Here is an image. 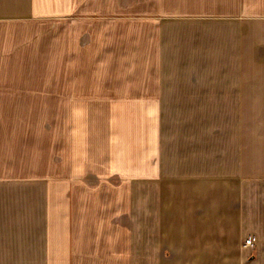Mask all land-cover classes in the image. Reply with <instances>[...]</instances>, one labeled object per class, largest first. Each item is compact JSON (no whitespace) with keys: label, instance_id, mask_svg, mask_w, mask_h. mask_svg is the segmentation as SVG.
Wrapping results in <instances>:
<instances>
[{"label":"crops","instance_id":"obj_1","mask_svg":"<svg viewBox=\"0 0 264 264\" xmlns=\"http://www.w3.org/2000/svg\"><path fill=\"white\" fill-rule=\"evenodd\" d=\"M109 3L0 0V264H264V0Z\"/></svg>","mask_w":264,"mask_h":264},{"label":"rangeland","instance_id":"obj_2","mask_svg":"<svg viewBox=\"0 0 264 264\" xmlns=\"http://www.w3.org/2000/svg\"><path fill=\"white\" fill-rule=\"evenodd\" d=\"M117 1L118 0H110L109 5L111 6V10L114 6H117ZM161 7L162 9H164V7H169L176 13L183 8L185 11H189V9L193 8L196 10H207V12H212L213 0H119L118 5V8L121 9L125 15L135 14L138 17L147 16L151 13V10ZM9 49L14 50L12 46H10ZM48 51H46L47 57L50 55V52L48 53ZM23 113L26 115L25 119L27 124L23 122L17 126V123L11 127L13 135L12 141L17 147H19L17 148V151H20V147L22 146L25 152V157L28 158L30 162L35 161L37 155L44 154L46 150V148H38L40 140L37 139V136L41 133L44 127L40 125L41 123L36 124L35 122L42 118H46L47 122H54V112L52 109L46 111H41V109H39L34 112L23 111ZM26 130L28 131V134ZM47 135L50 136V133Z\"/></svg>","mask_w":264,"mask_h":264},{"label":"built area","instance_id":"obj_3","mask_svg":"<svg viewBox=\"0 0 264 264\" xmlns=\"http://www.w3.org/2000/svg\"><path fill=\"white\" fill-rule=\"evenodd\" d=\"M256 239L254 237H250L247 240H245L243 244L244 249H252L255 247Z\"/></svg>","mask_w":264,"mask_h":264}]
</instances>
